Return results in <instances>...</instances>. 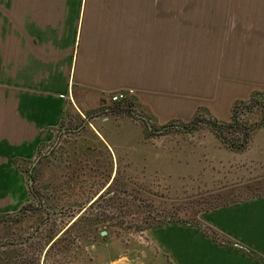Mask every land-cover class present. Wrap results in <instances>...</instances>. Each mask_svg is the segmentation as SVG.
Listing matches in <instances>:
<instances>
[{
  "label": "crops",
  "instance_id": "0c3cea01",
  "mask_svg": "<svg viewBox=\"0 0 264 264\" xmlns=\"http://www.w3.org/2000/svg\"><path fill=\"white\" fill-rule=\"evenodd\" d=\"M188 1L0 0V216L31 202L20 168L54 146L37 177L47 161L42 170L61 169L58 189L80 180L95 199L130 179L260 191L153 226L147 258L111 264H264V127L240 150L208 126L183 127L198 109L229 123L235 102L264 92V0H225L244 2L243 26L228 32L215 20L205 32ZM118 92L132 111L110 102Z\"/></svg>",
  "mask_w": 264,
  "mask_h": 264
},
{
  "label": "rangeland",
  "instance_id": "374dc122",
  "mask_svg": "<svg viewBox=\"0 0 264 264\" xmlns=\"http://www.w3.org/2000/svg\"><path fill=\"white\" fill-rule=\"evenodd\" d=\"M187 3L190 17L204 16L205 32L209 31L208 23L213 24L214 20L222 24L219 29L226 32L233 25L243 26V1L190 0ZM201 10H204L203 13ZM46 162L41 163L36 185L39 191L48 184L57 188L49 193L51 208L70 207L84 202L88 203V208L96 200L99 194L94 196L96 194L93 192L82 191V187L78 189L80 180L73 187L58 189L57 186L65 182L58 177L61 169L52 166L49 170H42ZM134 181L140 182L139 185L134 186ZM127 182L124 183L125 188L116 186L117 190L125 193L114 196L108 194L100 201V207L94 206L86 211L70 210L74 212L52 216L48 223L37 229V237L32 243L30 240L26 245L0 255V264H111L110 261L117 257H126L132 263H140V256L150 251L145 237L149 228L171 221L191 223L199 212L207 208L260 192L257 189L250 193L244 190L239 193L230 192L232 189L219 192H178L170 191L149 179H130ZM45 194L48 196V193ZM45 218L46 215L40 211H27L23 215H11L4 219L5 222L0 220V242L26 238L34 233L37 224ZM104 231L106 235L101 236Z\"/></svg>",
  "mask_w": 264,
  "mask_h": 264
},
{
  "label": "trees",
  "instance_id": "16d2710c",
  "mask_svg": "<svg viewBox=\"0 0 264 264\" xmlns=\"http://www.w3.org/2000/svg\"><path fill=\"white\" fill-rule=\"evenodd\" d=\"M122 105L126 108L128 112L132 111L133 109V102L131 99L124 100ZM244 114H248L250 116L249 118H255L258 116L257 120L254 122H250L249 118L242 120L241 116ZM208 126L215 134L218 136L221 141L228 146L231 149L234 150H240L245 148V143H247V139L250 137L251 132L258 127H264V92H256L251 95L249 100L247 101H238L235 102L232 106L231 110V121L229 123L219 122L216 119L211 118L206 114V112L202 109H198L194 115V117L191 119V121L187 124H184V130L187 132H192L193 130L198 129L201 126ZM172 124L166 126L165 128H170ZM42 150H40L39 153H41ZM100 151H107L106 148L100 149ZM17 164V163H16ZM31 162H26L25 166L20 168L21 171L26 175L27 179L29 178V168H30ZM20 165V164H17ZM32 184L28 185L29 187V194L31 202L24 206L18 213L20 215H23L27 211H40L44 215H46V218L42 220L40 223L37 224L36 230L34 233L28 235L26 238L19 239L17 241H5L0 242V255L3 253L5 254L6 251L11 249H16V247H22L23 245H26L31 240V243L33 240L37 237L35 233L37 232V229L39 230L41 225H44L48 223L49 219L52 216H61L64 215L66 212H74L70 210H83L86 211L88 209L94 208V206H99L100 201L104 200L108 194L117 195L119 193H125L122 190H117V188H125L126 185H113L110 187L107 191H105L103 194H101L93 203L90 204L88 208H86L87 202L84 203H78L75 206L70 207H58V208H51L50 207V199L51 196L48 192H46L45 188L41 187L40 191L37 187V173H36V167L34 168L32 174ZM117 186V188H116ZM48 193V196L45 194ZM110 199V198H109ZM100 207V206H99ZM214 207V206H213ZM10 216H0V220L7 219ZM83 218H80L82 220ZM5 222V221H4ZM77 225V223H76ZM92 227V225H89ZM91 230L90 228H88ZM79 228L77 229V231ZM208 231V233L216 239H220V236L216 234L214 231ZM57 233L54 234V236ZM64 234V233H63ZM62 234V235H63ZM66 234V233H65ZM49 238H52L50 236H47ZM223 239V238H221ZM2 243V244H1ZM13 251V250H12ZM22 264V263H21ZM33 264V263H30Z\"/></svg>",
  "mask_w": 264,
  "mask_h": 264
},
{
  "label": "water",
  "instance_id": "95a60500",
  "mask_svg": "<svg viewBox=\"0 0 264 264\" xmlns=\"http://www.w3.org/2000/svg\"><path fill=\"white\" fill-rule=\"evenodd\" d=\"M137 117H140L141 119H143V120L147 123L148 128L151 129V126L149 125L148 120H146V118L141 117V116H139V115H137ZM53 148H54V146H52V147H51L49 150H47L46 152L41 153V154L38 155V156L36 157V159L32 162L31 167H30V170H29V175H30L29 178H28V184H29V185L32 184V182H33V181H32V178H31V174H32L34 168L37 166L38 162H39L42 158L47 157V156L50 155V153H51V151H52ZM104 235H106V232H105V231H104V232H101V236H104Z\"/></svg>",
  "mask_w": 264,
  "mask_h": 264
},
{
  "label": "built area",
  "instance_id": "2783aa9c",
  "mask_svg": "<svg viewBox=\"0 0 264 264\" xmlns=\"http://www.w3.org/2000/svg\"><path fill=\"white\" fill-rule=\"evenodd\" d=\"M125 97L126 96L124 93L118 92V93H115V94L110 96V102L111 103H120V102L124 101ZM243 118L246 119V115H243Z\"/></svg>",
  "mask_w": 264,
  "mask_h": 264
}]
</instances>
